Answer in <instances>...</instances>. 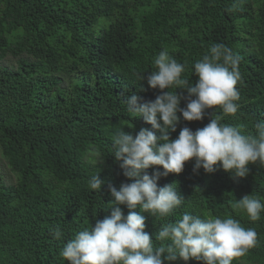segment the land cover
Returning a JSON list of instances; mask_svg holds the SVG:
<instances>
[{
    "label": "trees",
    "instance_id": "16d2710c",
    "mask_svg": "<svg viewBox=\"0 0 264 264\" xmlns=\"http://www.w3.org/2000/svg\"><path fill=\"white\" fill-rule=\"evenodd\" d=\"M214 43L241 58L239 109L221 123L255 136V125L264 122V0H0V151L6 160L0 164V264H68L60 255L64 245L111 215L108 185L133 182L112 154L111 137L121 122L133 125L123 131L134 136L151 129L130 116L124 103L130 94L142 102L161 94L137 74H150L154 58L167 49L187 65L183 77L194 84V62ZM186 105L182 100L181 108ZM213 113L222 115L219 106L202 121L178 113L171 138L184 127L203 128ZM90 147L104 156L97 168L88 161ZM194 165L195 158L182 173L161 176L158 185L175 183L185 200L163 219L142 213L145 231L154 239L161 224L185 212L231 217L257 233L256 246L232 264H264V212L251 221L234 207L245 195L264 200V166L250 164L248 175L237 178L219 167L194 172ZM157 169L163 171L153 166L147 173ZM97 171L105 182L101 191L88 187ZM121 207L126 216L130 210ZM57 226L60 240L51 231Z\"/></svg>",
    "mask_w": 264,
    "mask_h": 264
},
{
    "label": "clouds",
    "instance_id": "9594fccd",
    "mask_svg": "<svg viewBox=\"0 0 264 264\" xmlns=\"http://www.w3.org/2000/svg\"><path fill=\"white\" fill-rule=\"evenodd\" d=\"M240 59L227 46L214 43L194 62L193 72L198 80L193 84L183 77L187 65L177 62L165 49L154 58L150 74H137L161 94L144 102L136 93L130 94L124 100L127 111L132 117H142L151 129L141 128L134 136L123 131L125 126L133 125L121 122L111 137L112 154L123 175L133 182L122 183L119 189L108 185L111 215L79 230L64 245L60 255L68 264H164L165 260L178 259L232 264L256 246L255 229L245 228L231 217L208 215L202 219L185 212L175 222L161 224L153 239L145 231L146 217L142 214L163 219L184 203L175 183L159 186L158 181L161 176L182 173L185 162L193 158L194 172L203 168L206 173H214L219 167L237 178L248 175L250 164L258 162L264 166V122L255 125V136L243 134L242 126L221 123L224 116L235 115L239 109L236 85L241 79ZM170 89L186 90L187 97ZM185 99L187 105L181 108ZM217 106L222 115L213 113L203 128L194 132L184 127L177 138H171L180 121L178 113L186 121H202L207 110ZM87 158L96 168L104 163V156L94 147L89 148ZM153 166H162L163 171L157 169L149 175L147 170ZM104 183L97 171L90 176L88 187L101 191ZM121 206L130 210L126 216ZM234 207L244 210L251 221H257L264 212V200L245 195ZM51 231L56 240L63 236L59 226Z\"/></svg>",
    "mask_w": 264,
    "mask_h": 264
},
{
    "label": "rangeland",
    "instance_id": "374dc122",
    "mask_svg": "<svg viewBox=\"0 0 264 264\" xmlns=\"http://www.w3.org/2000/svg\"><path fill=\"white\" fill-rule=\"evenodd\" d=\"M4 163H6V160L0 151V164H4ZM5 166H6V164H5Z\"/></svg>",
    "mask_w": 264,
    "mask_h": 264
}]
</instances>
